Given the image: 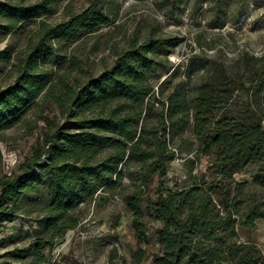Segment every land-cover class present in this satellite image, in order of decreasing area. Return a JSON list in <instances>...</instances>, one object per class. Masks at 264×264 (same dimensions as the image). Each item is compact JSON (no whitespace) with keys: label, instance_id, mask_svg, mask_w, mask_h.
Masks as SVG:
<instances>
[{"label":"trees","instance_id":"1","mask_svg":"<svg viewBox=\"0 0 264 264\" xmlns=\"http://www.w3.org/2000/svg\"><path fill=\"white\" fill-rule=\"evenodd\" d=\"M62 1H0L4 36L41 20L22 51L0 50V77L13 79L7 86L0 82V129L23 122L32 111L48 127L44 144L20 173L0 177V233L23 212L31 215L36 207L40 216L36 238L5 256L46 264V250L79 227L80 205L121 187L138 246L131 264L144 262L143 246L153 241L159 248L153 264H264L261 250L238 237L239 228L264 221V107L254 105L264 95V55L242 53L237 70L213 62L195 84L190 65L187 79L175 84L179 65L169 57L184 39L150 35L132 39L110 68L83 81L86 64L68 49L110 26L112 13L94 0L63 22L42 19ZM247 2L212 0L218 10L227 3L236 7L235 24ZM241 97L246 102L233 109ZM48 111L58 115L46 117ZM201 157L209 159L211 178L194 174ZM176 158L184 161L187 180L179 186L173 179L171 188L168 171ZM251 165L258 166L251 182L237 180ZM124 178L129 185L122 186ZM155 182L151 196L148 187Z\"/></svg>","mask_w":264,"mask_h":264},{"label":"rangeland","instance_id":"2","mask_svg":"<svg viewBox=\"0 0 264 264\" xmlns=\"http://www.w3.org/2000/svg\"><path fill=\"white\" fill-rule=\"evenodd\" d=\"M4 3L34 4L40 0H0ZM94 0H64L57 4L54 15L42 18L50 24L63 22L72 15L81 13ZM112 13L113 23L102 28L96 34L88 35L79 42L70 45L69 55L85 62L84 80L89 76H98L110 68L116 59V54L128 48L132 39L139 42L147 37H179L183 42L174 48L169 59L175 66L160 79V83L170 79L172 73L176 76L172 82L177 84L184 77L190 65L194 66L195 84L207 72L213 62L232 64L237 70L239 57L248 52L256 57L264 55V0H248L242 9L240 22L233 23V13L236 7L230 3L219 10L212 0H182L178 5H169L166 0H99ZM5 20L0 17V24ZM41 21V20H40ZM40 21L29 24L22 33L14 32L4 36L0 31V50L10 49L19 53L28 44L38 28ZM223 24V26H222ZM15 57V54H14ZM76 74V73H75ZM77 75V74H76ZM3 86L13 82L4 74L0 77ZM158 92V86L155 88ZM173 87L165 88L166 94ZM246 102V97L236 99V105ZM254 105L264 107V95L255 99ZM259 109V108H258ZM58 115V111H48L46 117ZM32 123V124H30ZM45 118H39V111H32L23 122L11 127L0 129V177L20 173L21 166L33 155L34 149L44 144L47 131ZM194 157L193 154L189 158ZM207 157H201L194 174L211 178L208 172ZM179 158L169 166L167 186H173L172 181L182 185L187 180L186 170ZM258 166L251 165L246 171L236 176L239 181L251 182L252 173ZM124 178L122 186L129 185ZM157 182L148 187V193L154 196ZM121 187L113 190L107 188L100 191L90 204L80 205L82 211L79 227L70 231L64 239L58 241L51 252L46 250V264H131V255L137 249V240L131 227V213L119 195ZM31 215L23 212L14 222L4 225L0 233V264H35L33 257L24 260L7 258V252L15 247H25L36 238L39 212ZM158 224L152 223L155 229ZM153 235V230L150 231ZM238 237L242 243L255 244L264 255V221L255 228H239ZM147 257L142 264H153V255L159 252L158 245L151 242L144 245Z\"/></svg>","mask_w":264,"mask_h":264}]
</instances>
